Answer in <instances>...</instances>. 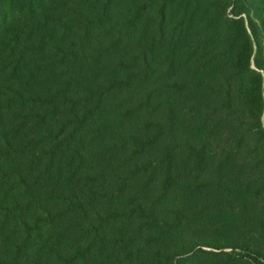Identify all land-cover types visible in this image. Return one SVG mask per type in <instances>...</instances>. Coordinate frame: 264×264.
Returning a JSON list of instances; mask_svg holds the SVG:
<instances>
[{
    "label": "trees",
    "instance_id": "1",
    "mask_svg": "<svg viewBox=\"0 0 264 264\" xmlns=\"http://www.w3.org/2000/svg\"><path fill=\"white\" fill-rule=\"evenodd\" d=\"M0 264H264V0H0Z\"/></svg>",
    "mask_w": 264,
    "mask_h": 264
},
{
    "label": "rangeland",
    "instance_id": "2",
    "mask_svg": "<svg viewBox=\"0 0 264 264\" xmlns=\"http://www.w3.org/2000/svg\"><path fill=\"white\" fill-rule=\"evenodd\" d=\"M66 218L64 222L67 220ZM211 228H213V224H207L206 221L200 220V221H195L193 222L190 226L189 229L187 230V234L191 233L192 231H199V232H204L205 234H208L211 232ZM208 250V249H207ZM203 257V256H202Z\"/></svg>",
    "mask_w": 264,
    "mask_h": 264
}]
</instances>
